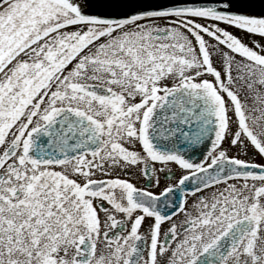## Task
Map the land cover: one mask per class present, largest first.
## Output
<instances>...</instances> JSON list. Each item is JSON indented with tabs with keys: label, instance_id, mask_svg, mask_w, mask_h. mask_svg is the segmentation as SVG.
<instances>
[{
	"label": "snow or ice",
	"instance_id": "obj_1",
	"mask_svg": "<svg viewBox=\"0 0 264 264\" xmlns=\"http://www.w3.org/2000/svg\"><path fill=\"white\" fill-rule=\"evenodd\" d=\"M0 264H264V0H0Z\"/></svg>",
	"mask_w": 264,
	"mask_h": 264
}]
</instances>
